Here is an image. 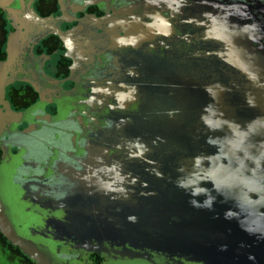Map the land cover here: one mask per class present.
Returning <instances> with one entry per match:
<instances>
[{"label": "flooded vegetation", "instance_id": "af4514ba", "mask_svg": "<svg viewBox=\"0 0 264 264\" xmlns=\"http://www.w3.org/2000/svg\"><path fill=\"white\" fill-rule=\"evenodd\" d=\"M10 59L0 195L11 222L38 238L29 253L114 264L129 249L193 264L150 249L156 238L211 264H264V235L204 193L212 174L185 167L196 158L183 145L184 134L227 131L228 99L242 98L230 84L263 81L243 66L264 67V0H0V64ZM243 109L242 119L254 113ZM262 188L244 207L261 229ZM2 238L10 257L38 264Z\"/></svg>", "mask_w": 264, "mask_h": 264}, {"label": "water", "instance_id": "95a60500", "mask_svg": "<svg viewBox=\"0 0 264 264\" xmlns=\"http://www.w3.org/2000/svg\"><path fill=\"white\" fill-rule=\"evenodd\" d=\"M227 49L229 52L236 53L237 58H239L240 54L244 52V49L240 51V49L238 50L234 47ZM11 62L12 59L3 65L0 64V73H3L6 69H8L11 65ZM256 65L257 63H255L253 66L245 65L243 67L256 68L258 70L257 74H260L261 80H263L262 82L251 84L246 80V77L245 80L240 84H230L231 91H239V93L242 95V98L240 101H238L237 105L235 97L228 99L227 131L223 132L222 129L213 133L199 132L196 134L198 139H194L195 134L183 135V145L185 148L192 150V156H195L194 158H196V161H184V166L188 167L190 163V165L194 167L195 170L199 169L205 171L206 176L212 174L210 178V185L212 182H214L212 184L214 187L210 189V192L204 190V193L208 197L213 198H215L217 195H221V198L227 202V217L233 222L243 219L247 230L249 231L252 229L250 234H252L255 238H257V233H259L260 237L261 235H264V224L262 225L261 229L259 228L261 223H256L254 227L252 222H248L249 217L247 214L250 213L245 211L244 207H251L250 205H246L248 204L246 203L247 200L252 195L262 193V184H264V67L262 68L261 65ZM247 105L253 109L254 113L252 115L248 113V116H243L244 119H242L241 116L237 115V111H240V113L242 111V113H244L245 110L243 107H246ZM237 106H239V108H236ZM14 115L15 121L18 117L24 116L23 114L19 113H15ZM220 126H224V123H220ZM166 135L167 141H170L171 139L174 142V136H176V134L169 133ZM185 137L192 139L189 146L185 145ZM225 161H227V163H225ZM219 168L222 169L221 172L218 171ZM0 169L2 168L0 167ZM182 185L184 189L189 188L193 189V191L196 189V187H193L191 183H182ZM1 188L7 189L2 183ZM211 192L212 194H209ZM202 196L203 195L197 197ZM9 205L5 198L0 195V218L2 213L8 212L10 217L8 219V221L10 220L8 222V232L11 233V244L17 246L24 255H26L29 259L36 261L38 264H66L65 262H61L59 259H54L52 255L41 254L36 249L33 250L32 253L27 251L25 243L36 244V240L38 238H35V235L32 233L33 230L30 232L25 227H20L19 229L17 228L16 222H11V219L17 215L14 214L11 216L12 211L6 210V207ZM128 221L129 219L127 218L125 222ZM177 221L178 219L174 218L171 220V223ZM1 232L0 234L7 241H9L8 238ZM207 237L202 235L203 240H207ZM153 240L160 246H151L152 248L149 247L152 250L165 254L175 253L180 258L185 259L187 263L192 262L193 264H211L206 260H196L193 258V256H191L192 253H190V250L187 251V253L175 252V247L173 245H171L173 246V249L168 250V246H166L167 243L164 242V239H161L159 242L156 238ZM132 242L134 245L138 244V242L134 240H132ZM160 247H162L163 250L166 251L167 249L168 251H160ZM244 247L247 250H251L252 248L254 249L253 244H247ZM118 256L121 259L119 262H115L114 264H166L156 261L154 257H151L150 260L146 254L134 252L129 249H124Z\"/></svg>", "mask_w": 264, "mask_h": 264}, {"label": "rangeland", "instance_id": "374dc122", "mask_svg": "<svg viewBox=\"0 0 264 264\" xmlns=\"http://www.w3.org/2000/svg\"><path fill=\"white\" fill-rule=\"evenodd\" d=\"M5 212V211H4ZM8 212L2 213L0 218V231L11 243V233L8 232ZM0 264H22L19 257H10V255L0 246Z\"/></svg>", "mask_w": 264, "mask_h": 264}, {"label": "trees", "instance_id": "16d2710c", "mask_svg": "<svg viewBox=\"0 0 264 264\" xmlns=\"http://www.w3.org/2000/svg\"><path fill=\"white\" fill-rule=\"evenodd\" d=\"M0 246L2 247V248H4L5 247V240L2 238V236L0 235ZM5 250V249H4ZM6 251V250H5ZM7 252V251H6ZM10 255V254H9Z\"/></svg>", "mask_w": 264, "mask_h": 264}, {"label": "bare ground", "instance_id": "6f19581e", "mask_svg": "<svg viewBox=\"0 0 264 264\" xmlns=\"http://www.w3.org/2000/svg\"><path fill=\"white\" fill-rule=\"evenodd\" d=\"M225 42V41H224ZM180 61V60H179ZM198 62V61H197ZM183 64V63H182ZM191 65V64H190ZM205 66V65H204ZM184 67V66H183ZM198 68V67H197ZM194 72V71H193ZM196 74V73H195ZM175 82V81H174Z\"/></svg>", "mask_w": 264, "mask_h": 264}, {"label": "crops", "instance_id": "0c3cea01", "mask_svg": "<svg viewBox=\"0 0 264 264\" xmlns=\"http://www.w3.org/2000/svg\"><path fill=\"white\" fill-rule=\"evenodd\" d=\"M3 249H5V247Z\"/></svg>", "mask_w": 264, "mask_h": 264}]
</instances>
